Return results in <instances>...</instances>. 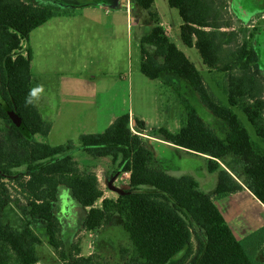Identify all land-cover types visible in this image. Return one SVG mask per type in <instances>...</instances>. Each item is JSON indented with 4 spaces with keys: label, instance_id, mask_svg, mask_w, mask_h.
<instances>
[{
    "label": "trees",
    "instance_id": "1",
    "mask_svg": "<svg viewBox=\"0 0 264 264\" xmlns=\"http://www.w3.org/2000/svg\"><path fill=\"white\" fill-rule=\"evenodd\" d=\"M130 1L149 11L155 4V0ZM168 3L178 10L183 21L181 37L185 45L200 52L211 73L220 70L226 75L228 84L224 80L222 84L228 104L216 97L201 73L170 41L154 12L150 13L154 26L140 41L141 72L150 80L159 79L165 72L178 75L191 84L210 112L228 126L226 138H219L191 103L182 99L179 130H157L163 140L175 147L210 157L209 172H219L212 196L191 176L172 177L154 168L153 153L143 137L133 132L129 114L118 117L103 133L81 135L79 147L72 142L51 146L35 140L36 136L48 137L52 128L36 105L25 106V97L36 82L31 70L33 50L25 45L35 30L58 13L51 7L24 0H0V121L7 127L0 130V217L12 203L8 183L18 185L27 200L22 209L27 226L22 231L0 223V264L38 263L36 248L42 240L32 229L34 221L45 225L49 244L64 257L61 224L55 214V204L63 189L70 191L81 207L90 209L82 223L88 232L109 225L115 216L121 217L137 253L124 264H262L257 261L256 252L264 245V230L238 240L216 205V201L242 191V186L218 161L235 155L245 163V174L251 182L249 190L264 206V147L251 139L235 112L238 109L246 115L264 142L259 57L246 46L230 48L228 63L220 69L223 44L215 31H207L221 27L215 0ZM232 35L224 37L229 46L236 41L235 34ZM146 45L153 46L155 54H150ZM157 58H162L163 63ZM235 70L241 74H229ZM17 119L25 124L29 137L17 128ZM135 122L139 130H145L143 121ZM77 150L96 159L109 158L114 175L130 173L128 185L116 199L105 198L94 172L80 170L73 156ZM100 199L102 207L94 208ZM193 231L201 247L195 258ZM71 264L96 261L94 257H79Z\"/></svg>",
    "mask_w": 264,
    "mask_h": 264
},
{
    "label": "rangeland",
    "instance_id": "2",
    "mask_svg": "<svg viewBox=\"0 0 264 264\" xmlns=\"http://www.w3.org/2000/svg\"><path fill=\"white\" fill-rule=\"evenodd\" d=\"M24 1L41 7L53 8L58 13L55 18L68 15L92 17L97 24L89 27V30L80 28L78 31L74 26L67 33L69 39L63 37L60 40H51V36H47L44 43L37 35L39 31L36 30L31 34L29 44L25 45L31 46L34 50L32 73L36 80L35 86L40 85L38 80L49 86L51 90L50 103L57 110L49 136L46 138L36 136L35 140L48 143L51 146L72 142L76 147H79V138L82 134L103 133L109 127V121L113 117L98 118L100 122L92 127L87 122L90 119L89 116L101 108L106 110L107 106L118 103L113 111L116 117L129 114L135 120L146 123V130L142 131L137 128L135 120L132 119L133 132L143 137L146 145L153 152L156 165L165 168L166 170L163 171L172 177L185 174L195 178L206 194L214 195L219 181V172H209L210 157L169 148L167 144H163L164 141L157 130L164 128L171 133H176L179 130L180 115L183 111L182 99L191 103L199 117L219 138H226L229 132L228 126L210 112L191 84L178 75L165 72L159 79L150 80L142 74L141 40L138 37L142 33L144 35V32L139 31L138 34V25L131 24L129 13H127V3L124 8H119L108 21L105 16L106 11L99 9L104 5L105 0ZM138 8L142 12L140 22L145 34L149 32V28H145V26L151 21L150 13L154 12L158 15L160 24L165 29L170 41L201 73L216 97L228 104L222 84L223 80L225 84H228V80H225L226 75L220 70L211 73L200 52L195 47L189 48L185 45L181 37L183 21L178 10L172 8L168 0H155L154 7L150 11L139 6ZM223 8L222 0H215V10L222 29H207V31H215L220 43L223 44L221 55L223 63H221L220 69L228 63V50L230 48L237 50L238 41H241V38H238L234 47H230L232 45L229 46L227 42H224V37H231L233 33L237 36V33L232 30L233 26L229 24L228 14ZM93 9H98L97 13ZM108 11L114 12L115 10L108 8ZM113 24L123 28V49L116 48L115 45L113 46L115 50H110L102 41L101 37L109 38L108 26L111 27ZM39 45H41L43 56L41 61H39ZM146 50L150 54H155L153 46L146 45ZM260 59L264 77V49L261 51ZM157 61L163 63L162 58H157ZM232 72L235 75L241 74L238 70L230 71L229 74ZM261 88L264 96L263 81H261ZM117 90L119 91L118 100H116ZM113 99L115 101H111ZM40 100H42L41 97ZM36 106L38 108V104ZM41 110L43 114L47 113L46 109L41 108ZM235 112L248 130L251 139L264 147V142L257 136L246 115L238 109ZM45 118L46 122L50 120L48 115H45ZM5 129L7 127L0 121V130L4 131ZM73 156L81 171L93 169L101 162L105 169H102L103 176L100 184L107 191L105 198L107 196L113 199L118 197L119 194L108 191L104 184L106 179L111 180L114 175L112 162L109 158L96 159L81 150L74 151ZM218 161L221 168L230 172L236 182L242 186V191L216 201V205L236 238L244 240L264 230V206L254 198L248 188L251 182L245 174V163L240 157L228 155ZM118 177L113 182V187L115 190L124 191L128 185L129 177L124 175ZM8 189L12 203L3 211L0 223L8 224L14 229L22 231L27 226V219L22 213L27 200L21 195L18 185L8 183ZM102 202L103 199L98 200L94 208L100 209ZM89 210V208L81 207L67 189L60 194L59 200L55 204V214L61 224L60 238L63 242L64 257L49 244L45 228L38 225L40 221L32 222L34 233L42 240V244L36 248L37 264H71L79 257H94L96 264H124L126 260L137 254L129 235L123 228L120 216H115L109 225H105L97 231H86L82 223ZM193 234L192 247L193 258H195L201 247L194 231ZM256 259L264 264V245L256 252ZM190 262L189 264H191Z\"/></svg>",
    "mask_w": 264,
    "mask_h": 264
},
{
    "label": "crops",
    "instance_id": "3",
    "mask_svg": "<svg viewBox=\"0 0 264 264\" xmlns=\"http://www.w3.org/2000/svg\"><path fill=\"white\" fill-rule=\"evenodd\" d=\"M125 3H127V13H129V17H130V20H131V24L138 25V29H137V33L138 34H139V31L140 32H144V35L142 33L138 37L139 40H141L142 37L146 36L147 34H149L151 32V30H152L151 27L153 25V22H152V19H151V21L148 23V25L145 26V28H147V27L149 28V32L147 34H145L146 32L143 31V29H142L143 27H142L141 22H140V18L142 16V12L138 8V5L133 4L130 0H105L104 5H102L101 7H99V9L106 11L105 16L107 17V19L109 21L110 17L111 16L113 17V15L116 13V11L119 8H124ZM108 8H112L115 11L114 12H109L108 11ZM93 11L95 13H97L98 9H93ZM82 19H84V20H82ZM122 19L123 18L121 17V21H122ZM95 25H97V24H96L95 20L92 17H83V16L77 17V16L68 15V16H65V17H58V18L52 19L48 23H46L43 26L39 27L37 29L39 31L37 33V35H38V37L40 39L43 40V43H44L46 41L47 36H51L50 37L51 40H54V39L55 40H57V39L60 40L63 37L68 38L67 37V33L69 32V29L70 28H73L74 26H75L76 31H78L80 28H84L86 30H89V27L95 26ZM105 26H106V24H105ZM106 28H107V26H106ZM122 29H123L122 26L119 27V25H117V24H113L111 27H110V25L108 26V31L110 30V32H109V34H110L109 35V38L101 37L102 38V41L104 43H106V46H107L108 49L115 50V47H113L115 45H116V48L121 47L123 49V41H124V38H123V35H122ZM39 47H40V50L38 51V53H39V61H41L42 58H43L42 53H41V45H39ZM34 60H35V53H34ZM32 68H33V60H32V63H31V70H32ZM91 73L93 74V71H91ZM36 75H37V73H36ZM37 76L39 77V75H37ZM94 77H95V75L93 76V78ZM38 83L40 85H43V87H44V92L42 93V96H41L42 100H39L38 103H37L38 104V110H40L39 112H41L40 114H42L41 115L42 118H43V116L45 118V115H48L49 118H50V120H47V123L50 124V125L51 124L53 125V122H55V117H56V114H57V110H55L54 106H52V104L50 103L49 95L51 93V90H50L49 86L43 84V82H40L38 80ZM96 91H98V90H96ZM99 91H100V89H99ZM118 95H119V91L117 90L116 91V97H117L116 100L119 99ZM111 101H115V99H113ZM117 105H118V103L116 105L107 106L106 107V110L104 108H101L97 112L92 113V116H89L90 119L87 120V122L90 123L91 126L93 127L94 125H97L100 122V120L98 118H106V117L113 116L112 119H110V121H109V126H111L116 121V119L118 118V116L116 117L114 115V112H113L115 110V108H116ZM40 107L43 108V109H46L47 113L46 114H43V112H42V110H41ZM44 118H43V120H44ZM132 119L135 120L134 117H132ZM144 124H145V130H146V123L144 122ZM52 125H51V128H52ZM82 135H88V134H82ZM163 141H164L163 144H165V145L167 144V146L169 148L179 149V148L175 147L174 145H172L171 143H169L168 141H166V140H163ZM165 149H166V151L168 150L166 147H165ZM168 152H169V150H168ZM170 152H172V151H170ZM101 159H103V158H101ZM105 159H107V158H105ZM154 161H155V159H154V155H153V161H152L151 165L154 168H156V169H160L162 171L163 170H166L165 168L156 165L154 163ZM102 169H105V168L102 166V164L100 162L93 169H90V171H92V172H94L96 174V176L98 178L99 187L104 192V196L106 197L107 191H106L105 188H103V186L101 187V184H100L101 183V178L103 176ZM106 173H107V170H106ZM184 175L185 174H180L179 177L184 176ZM118 176H120V175L119 174L113 175V177H115V178L117 177L115 180H117L119 178ZM115 180H114V182H115ZM110 181L111 180H107L106 179V182L104 183L105 186H107L108 191H112L114 193L120 194L118 191H115V190H112V189L109 188V182ZM65 190L66 189L61 190L60 194L63 191H65ZM107 198H108V196H107ZM109 199H113V198H109ZM87 213L88 212H86V214ZM38 225L39 226H42L43 228H45V225L42 224L41 221L39 222Z\"/></svg>",
    "mask_w": 264,
    "mask_h": 264
},
{
    "label": "flooded vegetation",
    "instance_id": "4",
    "mask_svg": "<svg viewBox=\"0 0 264 264\" xmlns=\"http://www.w3.org/2000/svg\"><path fill=\"white\" fill-rule=\"evenodd\" d=\"M222 2L223 10L229 17V24L237 33L235 42L237 43L238 38L242 41H238L239 45L236 49L246 46L248 51H254L258 55V77L264 83L260 59L261 51L264 49V0H222Z\"/></svg>",
    "mask_w": 264,
    "mask_h": 264
},
{
    "label": "clouds",
    "instance_id": "5",
    "mask_svg": "<svg viewBox=\"0 0 264 264\" xmlns=\"http://www.w3.org/2000/svg\"><path fill=\"white\" fill-rule=\"evenodd\" d=\"M44 92L43 85H37L31 88L25 97V106H34L40 100L42 93Z\"/></svg>",
    "mask_w": 264,
    "mask_h": 264
},
{
    "label": "water",
    "instance_id": "6",
    "mask_svg": "<svg viewBox=\"0 0 264 264\" xmlns=\"http://www.w3.org/2000/svg\"><path fill=\"white\" fill-rule=\"evenodd\" d=\"M15 124H16L17 128L20 130V132H21L24 136H26V137H29V136H30V133H29L27 127L25 126V124H24L21 120H19V119L15 120ZM116 178H117V177H116ZM116 178L113 177V178L111 179V181L109 182V188L112 189V190H115L114 187H113V182H114V180H115ZM115 191H118L120 194L122 193V191H120V190H115Z\"/></svg>",
    "mask_w": 264,
    "mask_h": 264
},
{
    "label": "built area",
    "instance_id": "7",
    "mask_svg": "<svg viewBox=\"0 0 264 264\" xmlns=\"http://www.w3.org/2000/svg\"><path fill=\"white\" fill-rule=\"evenodd\" d=\"M124 176L129 177V176H130V173H125ZM128 179H129V178H128Z\"/></svg>",
    "mask_w": 264,
    "mask_h": 264
}]
</instances>
